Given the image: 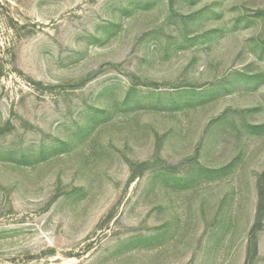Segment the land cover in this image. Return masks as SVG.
<instances>
[{"label": "rangeland", "instance_id": "rangeland-1", "mask_svg": "<svg viewBox=\"0 0 264 264\" xmlns=\"http://www.w3.org/2000/svg\"><path fill=\"white\" fill-rule=\"evenodd\" d=\"M0 264H264V0H0Z\"/></svg>", "mask_w": 264, "mask_h": 264}]
</instances>
